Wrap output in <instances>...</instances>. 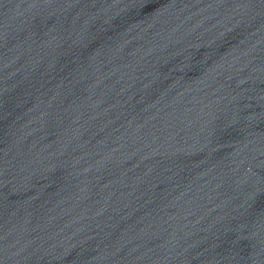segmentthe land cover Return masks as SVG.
Instances as JSON below:
<instances>
[{
	"label": "water",
	"instance_id": "obj_1",
	"mask_svg": "<svg viewBox=\"0 0 264 264\" xmlns=\"http://www.w3.org/2000/svg\"><path fill=\"white\" fill-rule=\"evenodd\" d=\"M0 264H264V0H196L0 208Z\"/></svg>",
	"mask_w": 264,
	"mask_h": 264
}]
</instances>
